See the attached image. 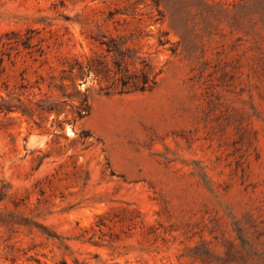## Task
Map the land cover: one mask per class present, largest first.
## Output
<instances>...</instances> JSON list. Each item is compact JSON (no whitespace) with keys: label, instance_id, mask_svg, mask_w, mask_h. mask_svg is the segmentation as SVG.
<instances>
[{"label":"rangeland","instance_id":"1","mask_svg":"<svg viewBox=\"0 0 264 264\" xmlns=\"http://www.w3.org/2000/svg\"><path fill=\"white\" fill-rule=\"evenodd\" d=\"M2 99L0 264H264V0H0Z\"/></svg>","mask_w":264,"mask_h":264},{"label":"trees","instance_id":"2","mask_svg":"<svg viewBox=\"0 0 264 264\" xmlns=\"http://www.w3.org/2000/svg\"><path fill=\"white\" fill-rule=\"evenodd\" d=\"M31 32L32 31L30 30L27 31V33ZM30 40L31 37L28 36L21 41L20 45H22L24 49H30ZM18 45L19 44H17V46ZM99 46H106L104 51L107 55H110L113 58L114 65L109 66L106 60L100 57L92 58L87 62L85 67L81 64H77V75L82 76L85 73L89 74L92 72L95 76L113 79L118 93H126L129 91L144 92L151 89L155 83V77L151 76V66L145 59L139 60V68L130 70L127 64V58L129 57L119 46L114 45V47H111L106 45L104 42H100ZM72 69L73 67L71 70ZM17 110H20L23 114L26 112L20 106L13 105L9 101H4L3 99L0 101V113L8 114ZM41 110H46L51 113L54 109L52 107H48L46 109L41 108ZM79 116L82 117L81 115ZM60 264L65 263L62 262Z\"/></svg>","mask_w":264,"mask_h":264}]
</instances>
